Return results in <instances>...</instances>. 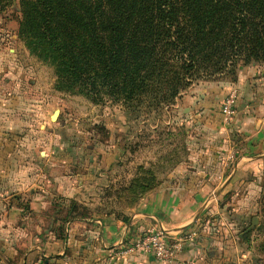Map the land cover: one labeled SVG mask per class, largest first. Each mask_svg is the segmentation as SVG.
<instances>
[{
  "label": "crops",
  "instance_id": "0c3cea01",
  "mask_svg": "<svg viewBox=\"0 0 264 264\" xmlns=\"http://www.w3.org/2000/svg\"><path fill=\"white\" fill-rule=\"evenodd\" d=\"M237 74L229 120L221 93L200 104L195 165L181 166L121 216L64 209L61 198L91 207L92 175H61L60 143L26 139L33 128H20L17 106L7 109L0 115V264H160L134 247L151 229L184 239L169 264H264V238L255 235L259 227L263 237L264 223L254 216L264 211L257 199L264 190V67L241 66ZM247 215L248 233L241 227Z\"/></svg>",
  "mask_w": 264,
  "mask_h": 264
},
{
  "label": "trees",
  "instance_id": "16d2710c",
  "mask_svg": "<svg viewBox=\"0 0 264 264\" xmlns=\"http://www.w3.org/2000/svg\"><path fill=\"white\" fill-rule=\"evenodd\" d=\"M17 2V34L54 68L55 88L94 102L166 100L200 74L236 80L241 66L264 63V0Z\"/></svg>",
  "mask_w": 264,
  "mask_h": 264
},
{
  "label": "rangeland",
  "instance_id": "374dc122",
  "mask_svg": "<svg viewBox=\"0 0 264 264\" xmlns=\"http://www.w3.org/2000/svg\"><path fill=\"white\" fill-rule=\"evenodd\" d=\"M19 18L17 0L0 5V115L17 106L24 121L20 128H33L26 139L60 143L61 175H92L89 190L93 199L86 201L91 207L76 199L61 198L64 209L74 208L77 215L121 216L181 166L190 170L195 165L200 158V139L195 132L204 123L200 104L221 93V111L222 102L234 90L231 73L200 74L166 100L141 95L128 102L108 98L94 102L82 94L55 88L54 68L30 54L19 38ZM251 64L264 67V63ZM186 94L190 101L183 99ZM40 128L45 129L42 132ZM101 173L103 177L97 181ZM262 175L264 178V169ZM257 199L264 208V190ZM249 216L241 225L242 232L248 233L251 227ZM254 216L264 223L263 210ZM260 233L258 227L255 235L264 238Z\"/></svg>",
  "mask_w": 264,
  "mask_h": 264
},
{
  "label": "built area",
  "instance_id": "2783aa9c",
  "mask_svg": "<svg viewBox=\"0 0 264 264\" xmlns=\"http://www.w3.org/2000/svg\"><path fill=\"white\" fill-rule=\"evenodd\" d=\"M236 92L233 90L221 104V112L230 119L236 112ZM183 238L170 236L163 229H151L134 245L146 254H151L160 264L171 263L181 250Z\"/></svg>",
  "mask_w": 264,
  "mask_h": 264
},
{
  "label": "water",
  "instance_id": "95a60500",
  "mask_svg": "<svg viewBox=\"0 0 264 264\" xmlns=\"http://www.w3.org/2000/svg\"><path fill=\"white\" fill-rule=\"evenodd\" d=\"M253 222H254V223L256 222V221H255V219H254V221H253Z\"/></svg>",
  "mask_w": 264,
  "mask_h": 264
}]
</instances>
